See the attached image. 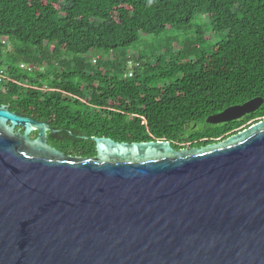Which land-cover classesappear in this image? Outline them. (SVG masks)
Listing matches in <instances>:
<instances>
[{
  "label": "trees",
  "instance_id": "obj_1",
  "mask_svg": "<svg viewBox=\"0 0 264 264\" xmlns=\"http://www.w3.org/2000/svg\"><path fill=\"white\" fill-rule=\"evenodd\" d=\"M198 16L225 40L193 33ZM169 33L188 40L144 41ZM257 98L264 0H0V106L58 131L49 144L67 156L96 157L93 138L204 148L264 121L263 104L207 124Z\"/></svg>",
  "mask_w": 264,
  "mask_h": 264
},
{
  "label": "water",
  "instance_id": "obj_2",
  "mask_svg": "<svg viewBox=\"0 0 264 264\" xmlns=\"http://www.w3.org/2000/svg\"><path fill=\"white\" fill-rule=\"evenodd\" d=\"M49 132L0 106V264H264V121L182 151L93 138L91 159L53 148Z\"/></svg>",
  "mask_w": 264,
  "mask_h": 264
},
{
  "label": "rangeland",
  "instance_id": "obj_3",
  "mask_svg": "<svg viewBox=\"0 0 264 264\" xmlns=\"http://www.w3.org/2000/svg\"><path fill=\"white\" fill-rule=\"evenodd\" d=\"M199 28H201L205 33H207L206 37L209 38L208 40V46L216 44L220 41L225 40L226 33L223 34H215L212 31L210 21L204 16H198L196 17L194 23H193V30L192 32L195 33ZM191 34V33H190ZM191 36V35H190ZM168 38H177L180 43H184V41L188 40V35L177 33L176 35H171L170 33L168 35H165L161 37L160 39H155V38H145L144 41H147L149 43H166V40Z\"/></svg>",
  "mask_w": 264,
  "mask_h": 264
},
{
  "label": "flooded vegetation",
  "instance_id": "obj_4",
  "mask_svg": "<svg viewBox=\"0 0 264 264\" xmlns=\"http://www.w3.org/2000/svg\"><path fill=\"white\" fill-rule=\"evenodd\" d=\"M50 135H51V132L48 133V137H47V143H48V144H49V138H50ZM52 135L55 136L56 134H53V133H52ZM37 136H38V133H34V134L31 136V138H32V139H35V138H37ZM49 145H50V144H49ZM50 146H51V145H50ZM193 149H194V148H193Z\"/></svg>",
  "mask_w": 264,
  "mask_h": 264
},
{
  "label": "built area",
  "instance_id": "obj_5",
  "mask_svg": "<svg viewBox=\"0 0 264 264\" xmlns=\"http://www.w3.org/2000/svg\"><path fill=\"white\" fill-rule=\"evenodd\" d=\"M130 65H131V66H130V68H129V71H128L129 73H128V74H129L130 77H132V76H133V71H132L131 69H132V67H133L134 64L131 63ZM22 68H25V66L22 65ZM2 74H3V72L1 73V75H2Z\"/></svg>",
  "mask_w": 264,
  "mask_h": 264
}]
</instances>
